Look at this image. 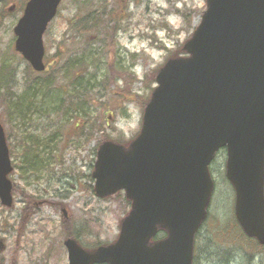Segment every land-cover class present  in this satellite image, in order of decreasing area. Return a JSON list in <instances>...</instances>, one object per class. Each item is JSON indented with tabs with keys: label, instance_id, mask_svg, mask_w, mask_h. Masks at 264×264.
Wrapping results in <instances>:
<instances>
[{
	"label": "rangeland",
	"instance_id": "1",
	"mask_svg": "<svg viewBox=\"0 0 264 264\" xmlns=\"http://www.w3.org/2000/svg\"><path fill=\"white\" fill-rule=\"evenodd\" d=\"M25 1L0 0V123L16 188L10 207L0 203V264H67V234L86 246L116 238L129 203L122 191L94 194L89 173L95 150L104 138L128 142L138 133L156 69L181 53L206 1L61 0L43 34L40 72L13 47L12 28ZM37 90V105L46 111L22 117L15 107ZM53 132L48 164L29 172L19 141L27 133L48 138ZM224 167L220 149L208 167L213 187L195 236L197 264H217L219 253L229 258L226 264H264L263 247L255 249L228 229L234 193Z\"/></svg>",
	"mask_w": 264,
	"mask_h": 264
},
{
	"label": "water",
	"instance_id": "2",
	"mask_svg": "<svg viewBox=\"0 0 264 264\" xmlns=\"http://www.w3.org/2000/svg\"><path fill=\"white\" fill-rule=\"evenodd\" d=\"M182 49L159 68L139 133L102 141L92 176L103 196L123 189L130 209L117 238L87 250L64 239L68 264H192L194 233L212 190L208 164L220 147L242 231L264 244V0H205ZM60 0H26L14 48L44 68L42 34ZM12 170L0 123V202L12 204ZM158 227L166 236L150 240Z\"/></svg>",
	"mask_w": 264,
	"mask_h": 264
},
{
	"label": "trees",
	"instance_id": "3",
	"mask_svg": "<svg viewBox=\"0 0 264 264\" xmlns=\"http://www.w3.org/2000/svg\"><path fill=\"white\" fill-rule=\"evenodd\" d=\"M78 85H79V81L76 83V87ZM37 93H38V90L32 95V97H30V98L28 97L27 101L24 100V102H22L21 105L19 103V105H18L19 107H15V111L17 113H19L22 117H24L28 111L33 112V111H36L38 109L39 110L43 109V111H41V112H45L46 111L45 107L42 106L40 108V106L37 105V103L39 102L38 98L36 99V97H35V95H37ZM35 99H36V102H35ZM47 109H50V108H47ZM52 109H54V105L51 106V110ZM75 123H76V126L80 125L78 121ZM55 138H56L55 132H53L48 138H41L36 133H27L25 135V138H22L19 141L20 145L22 146L21 155L23 156L21 163H23V165H25L26 169H29V172L31 171V173H36L40 169L46 167V164H48L47 161L50 159L49 157L53 154V152H51V151L55 147L54 144H50V143L51 142L54 143ZM43 157H45V159ZM89 177H90V174H89ZM13 190H16V188L13 187ZM27 199H28V197H27ZM228 229L229 230L233 229L235 232H238L239 236L246 239V242H248V243L251 242V245H254L255 249L256 248L260 249L261 247L264 248V245H259L253 238L245 236V234L242 232V230L240 229V227L237 224L235 219H234V223L232 224V226H230V228L228 227ZM199 230H200V228H199ZM198 231L196 232V234H198ZM226 233H228V231H225V230H219L217 232V234H219L220 236H225ZM165 234H166V232L163 228H158V231H157L156 235L154 236V239L163 237V236H165ZM67 236H73V237L78 239V237L76 235H74V234L71 235V233L67 234ZM211 237H215V236L212 235ZM78 241H79V239H78ZM98 244H95L93 246H86L84 244H82V245L86 248H93V247L97 246ZM195 248H196V246H195ZM260 251H262V250H260ZM262 252H264V251H262ZM196 253L197 252L194 249V254H193V258H192L193 264L198 263ZM227 258H228L227 256L226 257L221 256V253H219V254H217L215 259L217 261V264H226V262L229 259V258L228 259ZM250 262H251V259L246 260V264H250ZM209 263H210V259L208 260L207 264H209Z\"/></svg>",
	"mask_w": 264,
	"mask_h": 264
}]
</instances>
